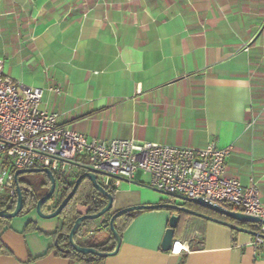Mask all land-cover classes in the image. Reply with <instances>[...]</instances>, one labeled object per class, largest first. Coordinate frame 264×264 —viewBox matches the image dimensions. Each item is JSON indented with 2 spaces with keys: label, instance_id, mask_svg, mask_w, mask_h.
Returning a JSON list of instances; mask_svg holds the SVG:
<instances>
[{
  "label": "crops",
  "instance_id": "1",
  "mask_svg": "<svg viewBox=\"0 0 264 264\" xmlns=\"http://www.w3.org/2000/svg\"><path fill=\"white\" fill-rule=\"evenodd\" d=\"M0 59L7 76L44 90L43 108L62 125L90 139L231 147L226 176L257 181L264 203V0H0ZM67 167L72 181L83 172ZM137 181L121 180L116 194L134 195L115 196L119 209L141 203ZM170 216L137 213L104 264H264L254 235L203 218L187 232L181 216L175 241L188 251H164ZM61 223L35 210L11 219L0 264H78L55 246Z\"/></svg>",
  "mask_w": 264,
  "mask_h": 264
},
{
  "label": "built area",
  "instance_id": "2",
  "mask_svg": "<svg viewBox=\"0 0 264 264\" xmlns=\"http://www.w3.org/2000/svg\"><path fill=\"white\" fill-rule=\"evenodd\" d=\"M43 95L42 88L7 76L0 59V191L6 189L11 197H17L15 173L19 169L49 168L72 181L67 167L72 164L80 171L101 175L105 187L115 190L122 179L133 181L142 172L152 188L169 196L204 198L260 218L256 223L258 235L251 245L264 249V203L258 182L245 186L238 178L226 176L231 147L221 148L213 141L193 147L136 138L90 139L62 125L59 114L43 108ZM178 243H173L172 252L188 251L186 244L177 249Z\"/></svg>",
  "mask_w": 264,
  "mask_h": 264
},
{
  "label": "water",
  "instance_id": "3",
  "mask_svg": "<svg viewBox=\"0 0 264 264\" xmlns=\"http://www.w3.org/2000/svg\"><path fill=\"white\" fill-rule=\"evenodd\" d=\"M33 173H45L48 175L50 182H51V186H50L48 192L37 201L36 208H35L36 213L41 218H44V219H51V218L58 217L62 213L63 209L71 201V199L74 197V195L76 194L82 180L85 178H88L92 182L94 188L99 193H101L102 195L107 197L108 201H107L106 205L102 209H100L99 211L94 212V213H89V211L87 210L85 213H82L75 220L74 225L72 226V228L68 234V240H69V243L72 246V248L76 252L83 254V255L92 254V255H97V256L106 257V258L109 256L116 255L119 252L121 244H122V236L117 231V229L115 228V221L125 214L131 213L134 211H141V210H152V209L156 210V209H160V208H166V209L173 210V212L171 213V216L169 218V221H168L169 227L166 229L165 235H164V238L162 241V249L164 251H171L172 250L173 243L175 242L176 231H177L179 224H180L182 212L186 213L188 215H194V216H197L199 218H203L206 220L217 222V223L225 225V226L229 227L230 229L235 230L237 232L248 233V234H251L254 236L258 235L257 231H255V230L247 229V228L242 227L239 224L232 222V221L219 219V218L213 217L209 214L199 212V211L191 208V206H188V204H190V205L192 204V205H196L199 207H203V208L211 210L215 213H219L221 215H224V216H226V217H228V218H230L236 222H239V223L256 224V223L261 221V219L258 217L246 215L245 213L238 211L236 209H230V208H225V207H222L219 205H215L209 201H206L204 198H185V197H181V196L172 195V196L182 200L183 203L136 204V205H130V206L118 209L116 211H113V207H114V204L116 201V197L109 191L110 189H107L105 187V185L99 181V175L93 171H90V170L83 171L82 173H80L78 175V177L75 180V184H74V187L71 190V192L61 202V204L54 211H52L50 213H46L43 210V207L45 204H47L50 201V199L56 193L57 180L55 177V173L49 168H39V167L17 170L15 173V181H16V186H17L16 207L14 210H11L10 208L1 210L0 211V218L13 219V218L20 216L21 212L24 209V197H23V191H22L21 186L18 182V179L23 174H33ZM107 213H109V214L113 213L112 216L110 217V219H107L108 218V217H106ZM97 219L100 220V224H101L100 227L97 228L98 231L106 228L107 225L104 224L106 221H108V223H109L108 224L109 228L112 231L113 237L115 240V246H114V249L112 251H100L95 247H88V246L80 245L76 241V236H77L79 229L81 228V225L85 221H93V220H97ZM55 246L57 248H59L58 242H55Z\"/></svg>",
  "mask_w": 264,
  "mask_h": 264
},
{
  "label": "trees",
  "instance_id": "4",
  "mask_svg": "<svg viewBox=\"0 0 264 264\" xmlns=\"http://www.w3.org/2000/svg\"><path fill=\"white\" fill-rule=\"evenodd\" d=\"M41 174L43 178H41L37 182L19 177L18 182L21 186L24 197V209L21 212L20 216L34 211L37 201L48 192L51 186L50 179L47 174ZM55 177L59 188H57L55 195L50 199V201L44 205L43 210L46 213L54 211L71 192L75 184V181L65 180L57 173H55ZM109 191L114 196H116L115 189H110ZM16 198L17 197H11L7 191L3 194H0V211L7 208L14 210L16 207ZM107 201V197L99 193L88 178L82 180L76 194L68 203V205L63 209L62 213L58 216L62 222L61 226L55 233L52 234V236L55 238V242H58L59 244L58 250L61 255L70 258L72 261L78 264L105 263L107 259L106 257H100L92 254L83 255L76 252L69 243L68 234L72 226L74 225L75 220L82 214L79 211L80 206H83L85 208L87 207L89 213H94L102 209L106 205ZM168 211H170L171 213L173 212V210L170 209H168ZM135 215H137V213L131 212L121 216L116 220L115 228L120 234L122 229L135 218ZM181 216L185 217L188 216V214L182 212ZM106 217H109L108 214ZM10 221L11 219L0 218V231L5 226H7ZM91 222L92 221H85L81 225V228L79 229L76 236L77 243L83 246L95 247L100 251H112L115 246V240L110 228L107 227L106 229L104 228L98 231V227H93L92 224H90ZM35 228L36 227L32 223H29L27 226V230ZM104 231H106L108 234L102 235L101 233ZM112 243V247L107 248ZM0 253L5 254L10 252L2 245L0 247Z\"/></svg>",
  "mask_w": 264,
  "mask_h": 264
},
{
  "label": "rangeland",
  "instance_id": "5",
  "mask_svg": "<svg viewBox=\"0 0 264 264\" xmlns=\"http://www.w3.org/2000/svg\"><path fill=\"white\" fill-rule=\"evenodd\" d=\"M137 178H138V184H140V187H138L137 191L135 192V194H141V203L140 204H163V203H178V202H181L182 200L174 197V196H169L167 194H164L158 190H155L154 188H152V186L150 185V179L147 175L143 174L142 172H138L136 174ZM135 176V177H136ZM20 177L22 178H26L30 181H33V182H37L38 180H40L41 178H43L42 174L41 173H33V174H23L21 175ZM99 181L101 183H104V180H103V177L100 175L99 176ZM3 192H6L7 190L4 189L2 190ZM131 194H133L131 191H121L120 193H117L116 196L117 198H121V197H124V196H130ZM134 195V194H133ZM118 199L115 201V204H114V207H113V211H116L119 209V204H118ZM198 207L199 209H201L202 211H199V212H202V213H215L211 210H208L206 208H203V207H199V206H196ZM196 210V209H195ZM144 211H168V209L166 208H160V209H152V210H141V211H134L135 213H141V212H144ZM204 211V212H203ZM169 212V211H168ZM108 215H110L109 213H107ZM187 219V226H186V231L188 232H191L193 231V227H194V223L196 221H198L200 218L197 217V216H194V215H188L186 217ZM90 224H92L93 227H100V220L97 219V220H93ZM251 224V223H249ZM251 225H254V224H251ZM102 235H106L108 234L106 231L102 232L101 233ZM100 237V235H99ZM113 243L111 245H109L107 248H110L112 247Z\"/></svg>",
  "mask_w": 264,
  "mask_h": 264
},
{
  "label": "flooded vegetation",
  "instance_id": "6",
  "mask_svg": "<svg viewBox=\"0 0 264 264\" xmlns=\"http://www.w3.org/2000/svg\"><path fill=\"white\" fill-rule=\"evenodd\" d=\"M112 214H113V213H112ZM112 214L108 215L109 217H108L107 219H110V217L112 216ZM118 219H119V218H118ZM115 222H116V221H115ZM104 224L107 225L106 228L109 227V225H108V224H109L108 221H106ZM104 224H103V225H104ZM106 228H105V229H106Z\"/></svg>",
  "mask_w": 264,
  "mask_h": 264
},
{
  "label": "bare ground",
  "instance_id": "7",
  "mask_svg": "<svg viewBox=\"0 0 264 264\" xmlns=\"http://www.w3.org/2000/svg\"><path fill=\"white\" fill-rule=\"evenodd\" d=\"M177 249H180L181 248V244L178 243L177 246H176Z\"/></svg>",
  "mask_w": 264,
  "mask_h": 264
}]
</instances>
